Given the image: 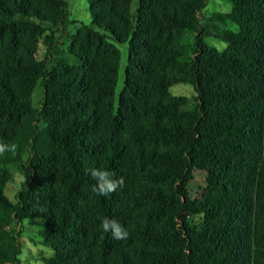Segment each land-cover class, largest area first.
I'll return each mask as SVG.
<instances>
[{
  "label": "trees",
  "instance_id": "obj_1",
  "mask_svg": "<svg viewBox=\"0 0 264 264\" xmlns=\"http://www.w3.org/2000/svg\"><path fill=\"white\" fill-rule=\"evenodd\" d=\"M87 1L91 22L71 35L69 0H0V142L18 145L0 156V264H20L13 224L29 219L54 250L44 264H264V0H226L210 18L235 31L201 20L206 0ZM15 163L29 168L16 202ZM92 168L125 186L97 195Z\"/></svg>",
  "mask_w": 264,
  "mask_h": 264
},
{
  "label": "rangeland",
  "instance_id": "obj_2",
  "mask_svg": "<svg viewBox=\"0 0 264 264\" xmlns=\"http://www.w3.org/2000/svg\"><path fill=\"white\" fill-rule=\"evenodd\" d=\"M231 8V3L226 0H206L203 9L200 11L199 16L203 22L209 23L211 28H228L236 30V26L227 21L226 24L210 20V18L217 12L227 13ZM68 20L70 23L67 26V34L76 33L77 29L86 24H90V6L87 0H69L68 8ZM60 34L58 33L57 36ZM197 34L192 31H187L183 38V44L186 48L185 59L191 60L194 57L195 40ZM205 42L215 46L218 50L222 51L226 48V43L213 37H205ZM59 49L66 50L68 43L65 40H60ZM119 47L123 54L119 84L117 87V96L120 94L124 84V72L125 65L127 63L129 50L127 44H119ZM47 54L46 45H42L40 52V58H44ZM190 88L178 87L175 89L176 94L190 95ZM44 98V90L41 86H38L34 95V104L38 107L41 106ZM11 171L13 173V181L8 185L6 193L7 196L14 202L17 201L19 191L26 185L27 177L29 174V168L24 163H15L11 165ZM193 179L189 182L188 187L193 198L200 197L204 187L207 186V173L200 170L193 172ZM44 228V222L41 219H29L23 223L13 224L21 245V253L19 255L20 264H44V258L54 257V250L45 243V239L40 235V231Z\"/></svg>",
  "mask_w": 264,
  "mask_h": 264
},
{
  "label": "clouds",
  "instance_id": "obj_3",
  "mask_svg": "<svg viewBox=\"0 0 264 264\" xmlns=\"http://www.w3.org/2000/svg\"><path fill=\"white\" fill-rule=\"evenodd\" d=\"M17 148V144L0 142V156L6 153L15 154ZM86 172L96 182L92 187V191L97 195L107 197L125 186L124 176L113 179L114 173L99 168L87 169ZM100 227L105 233H111L114 240L123 241L130 235L128 230L115 219L104 218Z\"/></svg>",
  "mask_w": 264,
  "mask_h": 264
}]
</instances>
